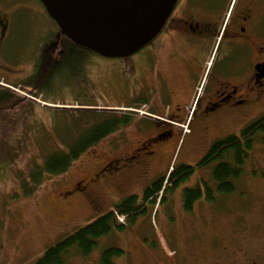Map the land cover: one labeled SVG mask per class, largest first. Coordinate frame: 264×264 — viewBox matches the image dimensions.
I'll list each match as a JSON object with an SVG mask.
<instances>
[{
    "label": "rangeland",
    "instance_id": "obj_1",
    "mask_svg": "<svg viewBox=\"0 0 264 264\" xmlns=\"http://www.w3.org/2000/svg\"><path fill=\"white\" fill-rule=\"evenodd\" d=\"M0 1L2 7L7 4V0ZM13 2L15 33L12 42L16 55L12 67L16 72L13 79L1 74L0 82L16 86L14 92L23 99L15 108L0 114V264H34L49 246L93 221L115 203L132 193L143 198L142 187L147 180L140 177L128 187H124V184L103 187V190H99L102 198L97 207H92L88 200L79 196L71 200V206L67 209H60L55 201L75 182L91 177L102 161L123 156L139 138L155 133L158 130L155 117L161 115L150 114L152 117H147L144 111L128 113L129 125L120 126L118 130L104 136L75 158L65 172L49 174L42 169L40 174H35L36 167L42 166L48 152L63 149L74 141L83 129L92 124L90 121L94 123L97 120L98 112H104L102 115L114 112L126 116L124 62L121 58L85 52L81 66L62 67L47 86L36 88L33 76L38 73L36 71L43 62L50 69H56L61 62L59 48L54 45L57 43L54 23L37 0ZM2 86L13 92V86ZM241 123L223 120L214 131L234 128L233 133L237 134ZM175 127L173 138L160 148L166 162L163 169L167 170V174L178 164L195 163L196 156L207 147L204 141H195L196 132L183 136V129ZM262 136V133L254 136L251 156L245 159L242 176L237 179L235 189L220 193L222 215L219 214L218 220L212 224V229L219 224L225 231L235 227L236 223L246 226L260 223L261 226L254 229L250 236V240L254 241L253 246L256 242L264 243V181L258 178L264 173L257 174V171L264 172ZM214 164L195 169L189 181L180 182L177 188L166 194L162 202L157 200L156 204L147 203L144 212L123 230H115L99 238L88 255L73 254L69 264H101L100 254L108 247L123 250L120 255L111 257L113 264H124V250L127 252L130 249H133V259L137 264V259H144L150 251L145 248V243H155L152 241L154 236L166 251L170 249L165 246V242L171 239L177 241L176 248L189 247V233L191 229H197L195 232L202 230L201 218L207 208L204 197H199L193 202L192 211L185 209L181 204L182 186L194 183L198 176L204 174L201 171L204 169L210 170L205 179L211 178ZM51 205L59 210H50ZM47 219L58 221L52 226L47 223ZM117 219L123 221L124 216L119 215ZM205 250L200 247L191 253L198 252V256H204Z\"/></svg>",
    "mask_w": 264,
    "mask_h": 264
},
{
    "label": "flooded vegetation",
    "instance_id": "obj_2",
    "mask_svg": "<svg viewBox=\"0 0 264 264\" xmlns=\"http://www.w3.org/2000/svg\"><path fill=\"white\" fill-rule=\"evenodd\" d=\"M13 1L7 0L3 7L0 1V77L4 74L9 79L16 72L12 67L16 55L12 42ZM53 29L58 43H54L55 48L62 54L60 32L55 26ZM121 60L124 62L125 112L161 115L155 117L159 132L139 138L126 154L107 158L91 177L82 178L63 191L55 200L60 209L70 208L76 196L97 207L102 198L99 190L103 187L123 184L128 187L143 177L147 180L144 188L167 178L169 173L163 169L166 162L160 148L173 138L174 122L186 123V133L196 132L195 141L200 139L206 143L205 150L190 164L194 171L204 166L198 162L214 142L234 134V128L214 131L221 121H242L238 126L239 135L245 126L264 114V0H174L154 35ZM240 141L249 158L253 141L251 149L245 148L244 139ZM214 166L211 178L205 179L210 170L204 169L201 170L204 174L194 183L182 186H198L207 208L201 218L202 230L191 229L189 233V247L176 248L177 241L171 239L165 242L170 249L166 251L154 236L153 245L149 241L145 243L147 246L143 245L150 251L144 259H137V264H264V243L256 242L253 246L254 241L250 240L260 223L247 226L236 223L225 231L218 224L212 229L214 221L222 215L221 190L213 174ZM260 173L264 172L257 171ZM258 178L264 181V175ZM235 183L237 179L233 181L234 189ZM208 192L211 199L206 197ZM59 208L50 206V210ZM57 221L47 223L53 226ZM200 247L207 249L204 256L191 253ZM133 255V249L124 250V264H136Z\"/></svg>",
    "mask_w": 264,
    "mask_h": 264
},
{
    "label": "trees",
    "instance_id": "obj_3",
    "mask_svg": "<svg viewBox=\"0 0 264 264\" xmlns=\"http://www.w3.org/2000/svg\"><path fill=\"white\" fill-rule=\"evenodd\" d=\"M39 2V1H38ZM40 3V2H39ZM61 62L56 69H50L47 63L38 68L33 77L36 88L47 86L49 80L57 76L62 67L77 68L80 61L84 60L85 52H92L84 47L78 46L64 37L62 34ZM59 53V52H58ZM46 64V65H45ZM76 66V67H75ZM53 76V77H52ZM16 87V86H15ZM22 97L16 92L7 89L0 90V114L5 110H10L21 104ZM96 109H84V111H93ZM97 112V111H96ZM113 112V111H110ZM104 112L97 113V120L83 129L74 141L63 147L48 152L42 166L35 169V174H40L43 169L49 174H60L65 172L72 162L88 148L99 142L104 136L118 130L121 127L130 124L128 113L102 115ZM106 117V118H105ZM88 123V122H86ZM262 133L264 143V114L245 126L240 134L228 135L214 142L207 153L200 159L198 165H205L215 162L213 174L218 180L221 192H231L234 190L233 181L242 176L243 164L248 157L246 151L241 145L240 138L245 140V148H250L254 136ZM193 166L188 163H181L173 166L167 178L151 182L143 188V198L140 199L137 193H132L128 197L114 204V206L103 212L100 216L86 225L77 228L74 232L64 236L53 245L49 246L44 254L39 257L34 264H69L73 254L85 256L88 255L96 246L97 240L106 236L115 230H123L135 218L142 214L147 203L156 204L157 200L162 202L166 194L170 193L184 181L193 171ZM36 183L39 181H35ZM181 204L185 209H193L195 199L201 197L198 186L193 188H182ZM220 192V193H221ZM160 197V198H158ZM207 198H210L208 192ZM140 199L139 203H137ZM124 216L123 221H118L117 216ZM122 249L108 247L102 250L100 254L101 264H113L111 257L120 255Z\"/></svg>",
    "mask_w": 264,
    "mask_h": 264
},
{
    "label": "water",
    "instance_id": "obj_4",
    "mask_svg": "<svg viewBox=\"0 0 264 264\" xmlns=\"http://www.w3.org/2000/svg\"><path fill=\"white\" fill-rule=\"evenodd\" d=\"M62 35L103 57L121 58L146 43L174 0H39Z\"/></svg>",
    "mask_w": 264,
    "mask_h": 264
},
{
    "label": "built area",
    "instance_id": "obj_5",
    "mask_svg": "<svg viewBox=\"0 0 264 264\" xmlns=\"http://www.w3.org/2000/svg\"><path fill=\"white\" fill-rule=\"evenodd\" d=\"M184 128H185V126H184Z\"/></svg>",
    "mask_w": 264,
    "mask_h": 264
}]
</instances>
